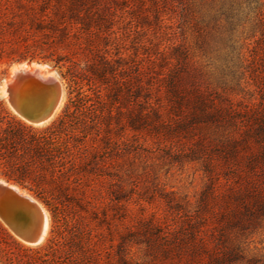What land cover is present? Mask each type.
<instances>
[{"label":"rangeland","instance_id":"374dc122","mask_svg":"<svg viewBox=\"0 0 264 264\" xmlns=\"http://www.w3.org/2000/svg\"><path fill=\"white\" fill-rule=\"evenodd\" d=\"M18 2L55 0H0L1 20L12 19L9 11L18 10ZM99 2L105 10L101 29L92 28L89 36L77 26L71 32L74 40H90V50L78 52L91 67L101 57L104 62L102 79L90 69L83 74L87 114L95 123L86 137L73 140L83 148L80 165L70 169V187L45 193L52 207L0 176L35 197L49 217L38 245L22 242L0 220V263L264 264V216L230 226L221 217L225 199L246 180L264 193V172L250 171L244 161L246 124L236 121L240 103L255 100L250 58L256 52L264 57V0ZM23 63L0 62V96L11 111L2 86ZM33 64L44 65L64 86L54 118L31 124L44 127L62 112L68 83L49 63ZM251 149L258 144L251 142ZM199 211L193 232L204 249L193 257L174 244L190 234ZM52 228L62 233L53 253L43 248Z\"/></svg>","mask_w":264,"mask_h":264},{"label":"trees","instance_id":"16d2710c","mask_svg":"<svg viewBox=\"0 0 264 264\" xmlns=\"http://www.w3.org/2000/svg\"><path fill=\"white\" fill-rule=\"evenodd\" d=\"M17 8L10 9L11 20L5 22L0 17V62H6L8 66L34 61L49 63L60 69L61 77L67 81L68 97L55 120L44 127H35L14 115L0 96V176L7 182L29 188L52 207L45 193L53 194L54 190L70 187L71 175L75 173L70 169L78 164L77 154L81 157L83 150L73 140L86 137L87 129L95 123L87 114L90 93L84 89V71L92 70L97 79L104 77L103 57L100 56L91 67L87 56L81 57L78 52L82 47L90 50V40L87 36L74 40L71 32L76 26L88 36L92 28L100 30L105 10L99 0H55L53 4L18 2ZM259 17L264 33V12ZM250 64L254 67L252 81L255 87L251 97L255 96V100L246 105L240 103L236 121L243 126L246 124L240 141L241 148L247 153L244 161L250 171L260 167L264 172V57L256 52L251 56ZM63 68L66 69L64 72ZM92 91L100 97V90ZM251 142L258 144L257 150L252 151ZM84 164L85 161L81 165ZM83 168L78 166L80 172ZM77 181L76 178L74 182ZM246 181L225 199L227 209L221 217L229 226L257 221L264 216V193L256 189L252 180ZM231 199L233 203H230ZM202 206L204 208L206 204ZM200 217L199 211L190 223V234H185L181 243L175 242L176 251H189L196 257L204 249L193 232ZM61 239V231L52 228V236L43 248L53 253L60 248ZM186 239L190 244L187 245ZM75 246L78 248L79 244Z\"/></svg>","mask_w":264,"mask_h":264},{"label":"water","instance_id":"95a60500","mask_svg":"<svg viewBox=\"0 0 264 264\" xmlns=\"http://www.w3.org/2000/svg\"><path fill=\"white\" fill-rule=\"evenodd\" d=\"M2 87H6L7 101L14 114L32 125H43L51 121L64 98L62 80L56 75L43 74L39 69L16 70L9 78L4 79ZM29 206L33 213L27 208ZM32 214L39 222L37 229L29 225ZM0 220L24 243L38 245L45 240L47 216L42 207L28 196L2 184Z\"/></svg>","mask_w":264,"mask_h":264},{"label":"bare ground","instance_id":"6f19581e","mask_svg":"<svg viewBox=\"0 0 264 264\" xmlns=\"http://www.w3.org/2000/svg\"><path fill=\"white\" fill-rule=\"evenodd\" d=\"M22 68H25V69H29V70H31V71H33V70H35V69H39L40 71H41V73H43V74H45L46 72H45V68H44V65H40V64H33V65H29V64H27V63H23V64H16V65H14V67H13V73L16 71V70H19V69H22ZM12 73V74H13ZM46 75H55L53 72H50V71H48L47 73H46ZM4 88V87H3ZM4 90V93L5 94H7V92H6V87L3 89ZM0 184H2V185H7V186H9V187H12V188H14L15 190H17L20 194H23L24 196H28L30 199H32L37 205H39L40 207H42V205L35 199V198H33L30 194H28V193H26L24 190H22L19 186H17V185H14V184H10V183H7V182H5L4 180H0ZM27 208H29V211H30V213L32 212L33 213V209H31V207L29 206V207H27ZM42 209H43V211L46 213V211L44 210V208L42 207ZM46 216H47V224H46V235H47V231H48V228H49V217H48V215H47V213H46ZM31 220H30V226H33L34 228H38V226H39V222H37V220H35L34 219V215L32 214L31 215ZM36 221V222H35ZM45 235V236H46ZM45 236H44V239H45ZM1 264V263H0Z\"/></svg>","mask_w":264,"mask_h":264}]
</instances>
